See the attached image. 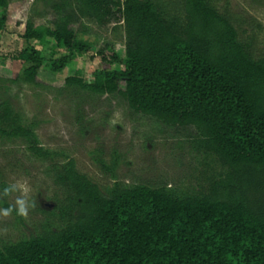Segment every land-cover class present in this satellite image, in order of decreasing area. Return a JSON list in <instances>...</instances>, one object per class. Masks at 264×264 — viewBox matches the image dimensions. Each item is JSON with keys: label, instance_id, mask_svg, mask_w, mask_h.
Masks as SVG:
<instances>
[{"label": "trees", "instance_id": "trees-1", "mask_svg": "<svg viewBox=\"0 0 264 264\" xmlns=\"http://www.w3.org/2000/svg\"><path fill=\"white\" fill-rule=\"evenodd\" d=\"M8 6L0 0V32ZM53 10L52 27L27 22L28 47L16 59L29 66L14 82L40 86L41 71L58 75L89 55L92 45L75 29L83 21L102 29L123 23L125 59L106 44L95 54L103 69L94 83L79 71L66 87L117 96L134 114L190 132L222 173L194 195L118 183L104 192L69 160L52 169L65 192L55 210L63 226L5 243L0 264H264V54L255 58L212 0H60ZM48 39L47 57L30 45ZM60 50L67 55L59 58ZM0 138L24 141L40 160L58 155L2 100ZM98 163L111 174L118 165Z\"/></svg>", "mask_w": 264, "mask_h": 264}, {"label": "rangeland", "instance_id": "rangeland-1", "mask_svg": "<svg viewBox=\"0 0 264 264\" xmlns=\"http://www.w3.org/2000/svg\"><path fill=\"white\" fill-rule=\"evenodd\" d=\"M7 22L0 32V100L8 101L26 125L35 124L42 147L57 152L49 160L31 155L22 140L0 138V209L15 206L17 198L29 203L27 216L13 211L0 215V248L31 235L41 234L46 226L62 227L64 222L56 208L64 202L65 192L57 186L53 170L74 160L77 170L88 176L106 192L115 184L122 186H167L180 194L205 192L208 182L222 173L215 157L198 151L188 137L190 132L168 128L155 119L134 114L117 96H97L70 89L65 81L82 71L87 84L94 83L93 73L103 69L95 54L110 45V52L126 57V31L123 23L106 29L83 21L75 29L92 45L93 51L80 57L58 75L40 72V86L14 82L26 65L16 57L28 47L23 39L26 24L32 21L44 28L52 27L56 17L53 6L60 0H8ZM221 14H227L236 26L240 40L251 43L255 58L264 54V0H212ZM40 46L49 56L54 41ZM108 53V54H109ZM59 58L66 56L58 51ZM95 56V57H94ZM94 57V59L92 58ZM98 161L108 167L118 163L114 174L105 172ZM12 184L17 191L8 196L3 189ZM53 212L55 214H53Z\"/></svg>", "mask_w": 264, "mask_h": 264}, {"label": "clouds", "instance_id": "clouds-1", "mask_svg": "<svg viewBox=\"0 0 264 264\" xmlns=\"http://www.w3.org/2000/svg\"><path fill=\"white\" fill-rule=\"evenodd\" d=\"M17 191V185L12 184L8 187H5L3 189V195L8 196L11 193ZM29 210V203L26 199L24 198H17L15 201V206L8 207V208H2L0 209V215L2 216H9L13 211H15L18 215L20 216H27Z\"/></svg>", "mask_w": 264, "mask_h": 264}]
</instances>
